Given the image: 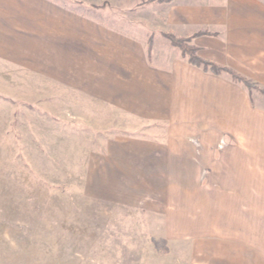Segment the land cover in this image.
Here are the masks:
<instances>
[{"label":"crops","instance_id":"1","mask_svg":"<svg viewBox=\"0 0 264 264\" xmlns=\"http://www.w3.org/2000/svg\"><path fill=\"white\" fill-rule=\"evenodd\" d=\"M168 3L170 27L163 35L189 38L200 58L264 88V0ZM154 41L55 0H0V59L168 126L161 141L108 142L105 154L111 157L97 173L89 171L87 183H98L109 197L137 199L155 214V228L213 234L224 226L250 233L255 254L225 250L221 239L211 237L201 264H264V252L258 255L252 240L257 229L264 230L258 217L264 195L255 189L264 182V171L258 172L264 168V110L252 105L247 88L228 72L206 70L182 53L168 57ZM168 45L179 51L170 40ZM260 245L264 251V234Z\"/></svg>","mask_w":264,"mask_h":264},{"label":"rangeland","instance_id":"2","mask_svg":"<svg viewBox=\"0 0 264 264\" xmlns=\"http://www.w3.org/2000/svg\"><path fill=\"white\" fill-rule=\"evenodd\" d=\"M55 1L146 40L150 36L168 57L182 53L162 33L170 27L168 2ZM247 90L252 105L264 110V88L254 82ZM84 94L0 59V264H201L204 242L211 237L221 239L225 250L255 254L248 231L223 226L213 234L200 229L182 234L163 224L155 228V214L145 212L137 199L109 197L98 183H87L89 171L97 173L98 164L110 156L105 154L108 142L124 137L161 141L168 126ZM152 170L147 161L146 173ZM255 187L264 195L263 181ZM259 200L264 205V198ZM254 233L260 255L264 230Z\"/></svg>","mask_w":264,"mask_h":264},{"label":"trees","instance_id":"3","mask_svg":"<svg viewBox=\"0 0 264 264\" xmlns=\"http://www.w3.org/2000/svg\"><path fill=\"white\" fill-rule=\"evenodd\" d=\"M158 1H164L169 2L171 0H158ZM166 37L170 40L171 44L178 47L180 51L182 52V55L185 56L188 54V61L192 64L202 66L206 70H211L214 73H219L221 71H226L229 73L231 78L235 81L241 82L245 87L249 88L251 83H254L251 79L245 77L241 73L221 65H218L214 62L207 61L205 59H202L197 54V49L192 44H189V38L186 37H179L175 36L171 33H165ZM188 45H187V44Z\"/></svg>","mask_w":264,"mask_h":264}]
</instances>
